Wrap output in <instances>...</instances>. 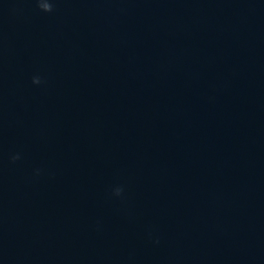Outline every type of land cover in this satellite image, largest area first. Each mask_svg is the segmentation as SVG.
<instances>
[{
  "label": "water",
  "instance_id": "95a60500",
  "mask_svg": "<svg viewBox=\"0 0 264 264\" xmlns=\"http://www.w3.org/2000/svg\"><path fill=\"white\" fill-rule=\"evenodd\" d=\"M49 2L0 0V264H264V0Z\"/></svg>",
  "mask_w": 264,
  "mask_h": 264
},
{
  "label": "clouds",
  "instance_id": "9594fccd",
  "mask_svg": "<svg viewBox=\"0 0 264 264\" xmlns=\"http://www.w3.org/2000/svg\"><path fill=\"white\" fill-rule=\"evenodd\" d=\"M37 4H38V7L40 8V10H42L43 12H52L53 11V4L51 2H49V0H37ZM33 83L34 84H40L41 83V80L39 77H34L33 78ZM20 157L19 155H14L12 156V160L13 162L15 160H18ZM122 189L120 188H117L116 189V195H120Z\"/></svg>",
  "mask_w": 264,
  "mask_h": 264
}]
</instances>
